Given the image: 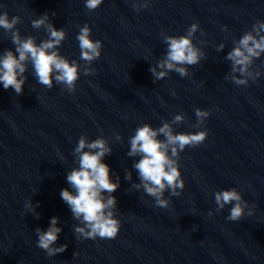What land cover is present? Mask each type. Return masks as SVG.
<instances>
[{"label":"clouds","instance_id":"9594fccd","mask_svg":"<svg viewBox=\"0 0 264 264\" xmlns=\"http://www.w3.org/2000/svg\"><path fill=\"white\" fill-rule=\"evenodd\" d=\"M102 3L103 0H85V7L89 11H94ZM141 6L147 8V0H144L141 5H134L137 11ZM48 19V15L44 14L32 21L34 28L47 24L48 38L37 44L35 37L21 38L19 30L15 28L20 22L19 16L9 19L7 12L0 14V27L12 33V43L16 45L15 52L8 50L0 58V83L5 90L12 88L17 95L22 94L26 79L23 74L27 70V62H31L38 83L52 89L54 79L56 84H62L69 92L75 91L81 66L77 61H70L59 53L58 46L66 39V32L63 28L57 29L53 24L47 23ZM198 29L199 24L193 23L185 35L165 37L168 44L166 59L158 64V67L165 71L157 72L156 68L149 69L156 79H163L169 71L173 70L181 77L187 76V69L177 65H195L199 62L202 54L193 46L191 39ZM261 31H264V22L257 21L252 26V31L246 32L239 40V46L228 53L227 59L233 62V72L239 71L243 76L247 73L252 58H258L260 53L264 52V35H260ZM253 32L256 34L253 35ZM77 40L80 59L88 65L83 68L84 75H90L94 69L89 65L100 57L102 42L91 38V28L88 24L80 28ZM232 82L236 85H247V80L236 77L232 78ZM195 115L197 123L193 127L200 128L210 112L197 108ZM184 119L183 115H176L172 123H182ZM158 134L163 135L165 139L158 140ZM207 135V131L173 134V129L167 122L156 130L148 124L138 128L130 140L131 149L128 153L129 156L142 154V158L134 165L141 180V184L135 187L142 186L145 193L154 198L158 207L168 208L170 201L164 199L165 191H169L171 196H179L185 186L179 165L172 157L179 159L180 153L186 147L198 146L204 142ZM86 148L89 150L85 151ZM169 149L171 156L168 154ZM75 153L79 155V166L67 175V182L75 194L65 188L61 190L60 196L70 208L73 217L81 220L83 226L75 228V232L79 234L78 239L80 237L83 239L115 238L120 230L121 222L116 218L114 210L117 200L112 193L120 185L112 181L109 166L102 162L105 155L111 153V148L106 146L102 138L89 143L82 135ZM126 178L130 179L131 174L129 173ZM105 193L108 195L105 196ZM214 198L218 206L217 210H222L228 204L233 205L227 217L230 221L240 220L248 206L247 201L243 200L240 192L235 188L218 191L214 194ZM25 206L34 211L31 201L26 202ZM38 217L39 213H36V218ZM57 223L58 218L52 217L46 231L40 228L35 229L38 237L37 247L45 250L49 257L63 253L67 249V245L53 247L62 231L60 227H57Z\"/></svg>","mask_w":264,"mask_h":264}]
</instances>
